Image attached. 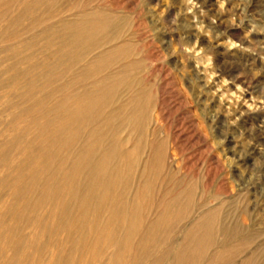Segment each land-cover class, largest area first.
Here are the masks:
<instances>
[{
  "label": "rangeland",
  "instance_id": "1",
  "mask_svg": "<svg viewBox=\"0 0 264 264\" xmlns=\"http://www.w3.org/2000/svg\"><path fill=\"white\" fill-rule=\"evenodd\" d=\"M20 1L9 0V6L6 3L5 9L0 7L3 12L0 15L9 14L6 19H0V60L4 57L11 62L12 50L21 52L25 59L40 57L44 40L39 38L43 44L40 50H36L35 44L27 46L25 42L37 38L38 31L55 25L58 17L95 9L120 17V41L130 44L128 50H131L126 56L101 67L98 72L76 79L67 88L58 86L65 77H73L85 60L70 65L64 72L49 75L47 71L52 68L37 67L27 77L23 75V79L39 74L49 76L50 89L40 87L35 98L29 101L47 92L45 103L53 105L66 91L82 90L91 79L100 80L99 77L116 72L126 74L130 82L121 83L117 89L119 99L115 102L128 101L142 88L146 115L142 130L144 146L134 149L139 136L132 130L131 140L119 145L126 149L125 156L111 161L110 185L104 184L109 192L99 193L95 185H89V173L113 134L112 128L105 127L90 135L93 127L103 123L110 108L105 105L100 109L91 119L88 127L91 132L87 128L82 130L69 145L62 147L65 163L50 161L56 170L45 174L41 180L40 177L34 180L36 185L31 191L34 193L28 196L33 199L18 217L20 223L14 238L1 251L0 264L14 258H17L14 264H38L42 256H54L65 262L69 253L72 257L65 264H264V0H55L48 10L42 11L46 15L42 19L33 22L24 17L17 24L8 25L5 21L22 9ZM6 29L9 33L4 32ZM98 39L99 46L92 48L84 58L109 49L115 42L110 34ZM14 47L19 50L15 51ZM23 56L16 63L23 65ZM7 104L8 111L0 110V147L3 144L16 146L15 127L36 120L39 115L35 112L15 118L12 112L30 103H17L14 107ZM98 134L103 138L93 159L80 160L82 164L73 171V202L66 210L60 204L56 215L49 213L46 220L51 224L50 233L53 230L55 235L48 233L45 249L37 252L33 247L34 240L38 239L34 227L39 233L46 214L43 208V213L36 214L35 226H30L33 200L40 201L48 179L63 177L64 171H69L68 165L81 157L85 144ZM23 135L25 137L20 135L18 139L28 141L32 134L26 131ZM26 146L23 145V149H33L31 144ZM157 149L162 150L160 168H152L150 174L149 167L155 165ZM143 172L149 176L155 173L154 178H150L151 185L145 183L149 176L143 178ZM30 173L33 177L34 171L28 170L25 176L17 178V183L22 185L27 178L31 181ZM3 175L5 171L0 177ZM6 176L11 183L15 181L14 175ZM56 186H60L58 181L50 188ZM65 191L69 189H61L62 194ZM101 192L105 193V202L102 210H98ZM86 194L92 198L86 202L92 210L87 219L89 223L81 217L84 209L79 205ZM3 210L0 206V215L10 219L12 215ZM69 224L76 228L73 242L66 243L63 232L56 233L62 228L67 232ZM186 229H192L196 235L185 234ZM85 233L90 242L94 241L99 254L93 252L90 256L91 249L83 244ZM22 237L20 247L17 240ZM75 241L79 248L74 247L73 253Z\"/></svg>",
  "mask_w": 264,
  "mask_h": 264
},
{
  "label": "bare ground",
  "instance_id": "2",
  "mask_svg": "<svg viewBox=\"0 0 264 264\" xmlns=\"http://www.w3.org/2000/svg\"><path fill=\"white\" fill-rule=\"evenodd\" d=\"M8 1L9 0H0V7L4 6L6 3L8 4L9 3ZM58 1L60 2V0H58ZM14 2H15V0H14ZM20 2H21L20 4H22L21 5L22 9H19V12L17 11L16 14H14L13 16H11V18H9L7 21H5L8 23V25H9V23H12V22H15L17 24L18 20H20L24 17L31 18L33 22L36 19L37 20L42 19V17L46 16L45 14L42 13V11L48 10V8H50L51 5L53 3H55L56 1L55 0H21ZM12 4H14V3H12ZM8 6H9V4H8ZM61 6H62V4H61ZM3 9H5V6ZM1 12H2V8H0V13ZM4 13L6 14L5 11H4ZM8 15L6 17H8ZM0 16H2V17H0V19L5 17L3 15H0ZM6 17H5V19H6ZM119 19H120L119 16L107 14L103 11L96 10V9L93 11H84V12L82 11V13H80L78 15L73 14L70 17H63V16L60 18L58 17L56 19L57 23L55 25H51V26L41 30L40 32L38 31V33L35 34V37H37V36L38 37L35 38L34 40L33 39L29 40L30 43L25 42L26 43L25 45H27V46H31L32 44L33 45L35 44V46H37L36 50L37 49L40 50L42 48L43 44H42V42H39V40H40L39 38L44 40L45 44L42 48L43 54L40 55L41 59H40V57H38V55L32 56L29 59H25L26 57L21 55L20 54L21 52H14L12 50L11 51L12 53H9V55H11V58H14V59H11V62H10V60L7 61L4 57L2 60H0V64H1V66H0V110L2 111V109H4L5 111L6 110L8 111L9 110L8 109L9 105L7 104L8 102L13 107L17 103H22V104L23 103H30V104L26 105L24 108L15 109V112H12V113H14L13 117L16 118V117L23 116L24 114H30V113H35V112L39 113L38 118H36V120H33L30 118L31 120L28 119L29 121H26V123L25 122L23 123L25 125H23V126L20 125L21 127H17V128L15 127V129L12 128V129H14L13 131H15V133H14L15 135H13V136H16V135H18L19 137H20V135L24 136L23 134L26 131H30V133L32 135L28 136V141H26L22 137L20 139H18V136H16L17 140H16V142L14 141L16 143V146H15V144H3V145H1L2 147H0V176H1V172H4V171L6 172V175H10V176L14 175L15 176V181H13L12 183L8 180L9 177H7L6 175H3L2 177H0V204H1L0 206H1V208H4L7 215L8 214L12 215L10 217V219L7 218V216L4 214L0 215V255H1V251L3 250V248L7 245V242L12 237L14 238V233L17 230L16 227L20 223V221L18 220V217L23 214V211H25V209L27 208L28 203H31V200L33 199V197L30 198L28 196L30 193H34V192H31L34 190V187L36 185V183H33L34 180L37 177H40V180H41V179H43L45 174L49 173L50 171L56 170V169H53L54 167H52L54 165H52V166L50 165L53 160H56V162L61 163V164L65 163V161H66L65 157H62L63 152H64L62 149L64 147H66L67 145H69L71 143V140H74L75 138H77L78 134L81 133L82 130L87 128V130H89L91 132L90 128H88L91 126L90 125L92 122L91 119L97 114V112L100 109H102V108L104 109L105 105H109L108 109L109 108L110 109L106 113L105 117H103L104 118L103 123H101L99 125V127H93V132H91L90 135H94V132H98V130L100 128H105V127L112 128L113 134L111 136V142L108 144V147L102 152V155L95 161V164L93 163L94 167L88 176L89 185H92V186L95 185V187L98 188L97 191L99 193H100V191L105 190L104 189L105 183H107V185H110L111 179L109 177L108 172H109V168L111 167V164H112L111 161H113L114 159H118V157H124L125 156L124 153H125L126 149L124 150V148H122L123 146L121 147L119 145H121V144L126 145L127 142H129L131 140L132 134L130 132H132V130H136L137 135L139 136V138H137L136 144L134 145L135 146L134 149L138 150L144 146V142L142 139V130H143V127L145 124L146 115H145V111L143 109L144 106H143V90H142V88L141 89L139 88L138 89L139 91L137 93L135 92L136 94L132 95L128 99V101H126V102L122 101V102H119L117 104L115 102V101H118L117 100V98H118L117 97V95H118L117 89H119V86L121 85V83L126 82V81L130 82V79L128 78V76L126 74L121 73V72H116L115 74H111V75L109 74L108 76L99 77L100 80H97L95 78L91 79L92 80L91 83L89 82L90 84L86 85L82 90L76 91L74 93H70V92L66 91L64 93L63 97L61 99H59L53 105H49V104H47V102L45 103V98H46L47 92H45L44 96H42L41 98L35 99L37 101H35V100L29 101L32 97L35 98L36 93L39 92L38 89L40 87H44V88L48 87L47 86L48 82H51V78L49 76L47 78H45L43 76H40V74H39L37 76L29 78L28 80L23 79V75L26 74V77H27L28 73H30L31 71H33L35 69L41 68V66L48 68V69L52 68L51 70L47 71V74L49 75V73H52V72L53 73H60L61 71L64 72V71H66V69L68 67H70V65L75 64L76 62H79L82 59L85 60L84 63L81 64L79 66V68H77L78 70H77V72L74 73L73 77H65V80H63L62 85L58 86V87H62V88L63 87L67 88L70 85V83L74 82L76 79L82 78L89 73L96 72L101 67H104L105 65L110 64V62H114V61H116V59L118 60L119 58L126 56L128 51L130 50V49L128 50V47L130 44L128 45V43H125L126 41H120V33H121L120 29H121L122 24H120ZM22 23H24V22H22ZM28 24H30V23H28ZM3 26H5V25H3ZM8 31L9 30H7V29H6V31L4 30V32H6V33ZM1 34H3V33H1ZM104 34H110L111 35V39L115 41L112 44V46L109 49L106 48V49L101 50V53L99 52L97 55L95 54L94 56L90 57L89 59H86V57L84 58V56L92 48L99 46V44H100L99 39H101V38L98 39V37L101 35H104ZM26 40H28V39H26ZM20 44H23V42ZM17 49L19 50V48L14 47L15 51H17ZM0 50H2V49H0ZM33 51H35V50H33ZM99 51H100V49H99ZM29 53H31V52H29ZM22 56L24 57V59L22 60V62L24 64L21 65L18 62L20 65L19 66L18 63H16V62ZM88 56H90V55H88ZM38 59H40V60H38ZM31 75H33V74H31ZM44 76H46V75H44ZM62 78H59V79H62ZM90 78H88V79H90ZM48 89H50V88L48 87ZM17 91H18V93H16ZM40 92H41V90H40ZM17 110H19V111H17ZM27 117H29V116L27 115ZM24 128H26V130ZM8 133H7V135H8ZM11 134H12V132H11ZM25 135H27V134H25ZM101 137L102 136H100V135L95 139L92 137L93 139L91 141H89V143L87 142L88 144L87 143L85 144L84 149L81 152V157L78 158L77 162L75 161L72 165H70V166L68 165L69 171L65 170L64 172H66V173L63 177H60L58 180H56L55 177L54 178L48 177L49 179L47 181V184H45V185L43 184L44 188L42 189L43 191L41 194L42 196H41L40 201H38V200L36 201L35 200L36 198L33 200L34 206L31 204L33 206L31 208V217H33V218L31 219L32 221L30 222V226L31 227H32V225L35 226V224L37 223L36 221L38 220L36 218V214L43 213V211H42L43 208H45V214H46L42 218L43 220L41 222V228L39 227L40 228L39 233L37 232V229L34 227V231L37 234V236L35 238H38V239L34 240L33 247L34 246L36 247L37 252H40V249L44 248L45 242L47 241L46 236L48 235V233H50L49 229H50L51 224L49 222H47V220H46L48 218L47 216L49 215L50 212L53 213L54 215H56V210H58L57 207H59L60 204H62V206H63L62 208L65 209V207H67V205H70L71 202H73V199H72L74 196L73 195L74 194L73 185L75 186V184H73V183H75L73 181V171L75 170V168L77 169V166L82 164V162H80L81 164L79 163L80 160L84 162L85 159H88V158H89V160L91 158L93 159V156L97 150L96 148H97L98 143L102 142ZM6 138H8V136ZM12 138H15V137H12ZM26 144H28V145L31 144L33 146V149L32 148H31V150L23 149L24 148L23 145L26 146ZM147 144H148V142H147ZM21 145H22V147H21ZM134 149L132 148L131 151L134 152ZM64 156H65V153H64ZM161 157H162V150L157 149L156 151H154V160H155L154 163H155V165H152L151 168L148 166L149 169L151 170V173L149 172L150 174H152L153 169H156V167L160 168L159 162H160ZM147 160H149V157ZM161 162H164V161H161ZM124 163L127 164L125 161H124ZM129 166H131V165H129ZM146 167L147 166L145 165V168ZM56 168H59V167L57 166ZM129 169H130V167H129ZM28 170L34 171L33 177L31 176V173H30V176L32 177L31 181H29V178H27L24 180V183L22 185L17 183L19 180L17 178L25 176V173H27ZM125 170H126V168H125ZM157 170H159V169H157ZM59 171H60V169L58 170V172ZM128 172L129 171H127V173ZM50 173H52V172H50ZM145 176H149V174L148 173L146 174L143 172V178ZM153 176H155V173L153 175H150L148 178L146 177L147 180L145 181V183L151 185L150 178H152ZM24 178H26V177H24ZM56 181H58V184H60V186H58L59 188L57 186L54 188H50V187H52V185L54 183H56ZM119 181H121V180H119ZM152 181H154V180H152ZM119 183L120 182H118V184ZM123 184H125V182ZM66 187H67V189H69V191H67V192L65 191V194H62L61 189H66ZM77 188H76V190H77ZM39 190H40V188H39ZM105 192L107 194V192H109V190H107V191L105 190ZM102 193L103 192H101V194L98 196L99 203H101V204H99L98 210H102V208L104 206L103 203L105 202V193H103V194ZM31 196H32V194H31ZM89 197L90 196H88V194H86L85 197H82L83 200L80 201V203H79V205H81L84 209V212H83L81 217L87 223H89L88 221H90L87 219L89 217L90 212L92 211V210L90 211V208H88L89 207L88 204H86L87 199H89ZM90 199H92V198L90 197ZM35 203H37V204L35 205ZM38 204H40V205L38 206ZM168 204H169V202H168ZM75 205H77V204H75ZM73 206L74 205H72V207ZM29 210H30V208H29ZM71 211L72 210H70V213H71ZM116 211L117 210L115 209L114 212H116ZM91 214L94 215L93 213H91ZM29 215H30V213H29ZM66 218H68V217H66ZM90 218H92V217H90ZM112 218H113V216H112ZM115 219L117 220L118 218L115 217ZM83 221H81V222H83ZM53 223H54V221H53ZM75 224L78 225V223H75ZM105 225H107V224H105ZM39 226H40V223H39ZM68 226L69 227L67 229V232L64 231V229L62 228V229H60L61 231L56 233L57 235H59L63 232L62 236H63L64 241L66 243L73 242L72 235L74 234V231H75L74 229L76 228L75 227L73 229V224H69ZM52 228H53V226H52ZM88 228L89 227H87V229ZM187 231H188L187 229H186V231H184L185 234L187 233L190 235L192 233L193 235H196V233H194L192 229H191V231L190 230L188 232ZM50 234H53V230H51ZM18 235H19V233H18ZM53 235H55V234H53ZM57 235H56V237H58ZM86 237L89 239V236H86V233H85L84 237H83V239H84L83 244H84V246L88 244L87 246L89 247V250L91 249L89 251V252H91L90 256H92L93 252H96L97 254H99L100 251H98L97 246L95 244H93L94 241L90 242V239L88 241ZM23 241H24L23 237H22V239L17 240L18 244H20L19 245L20 247H22L21 244H23ZM74 247H75V249L79 248V244H77L76 241H75L74 246H73V253L75 252ZM7 248H8V246H7ZM94 250H96V251H94ZM181 250H182V248H181ZM19 253H21V252H19ZM24 253H25V251H24ZM42 257L39 258L40 261L38 262V264H65L66 261L71 259L72 255H71V253H69L68 256L64 259L65 262H61L60 259H58L54 256H47L44 258H42ZM16 261H17V258H14L13 260H11L10 262H8L6 264H14ZM33 263H35V262H33Z\"/></svg>",
  "mask_w": 264,
  "mask_h": 264
}]
</instances>
